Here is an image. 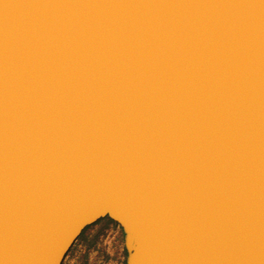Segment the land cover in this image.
Returning a JSON list of instances; mask_svg holds the SVG:
<instances>
[{
    "label": "water",
    "instance_id": "95a60500",
    "mask_svg": "<svg viewBox=\"0 0 264 264\" xmlns=\"http://www.w3.org/2000/svg\"><path fill=\"white\" fill-rule=\"evenodd\" d=\"M104 218L126 264H264V0H0V264Z\"/></svg>",
    "mask_w": 264,
    "mask_h": 264
},
{
    "label": "rangeland",
    "instance_id": "374dc122",
    "mask_svg": "<svg viewBox=\"0 0 264 264\" xmlns=\"http://www.w3.org/2000/svg\"><path fill=\"white\" fill-rule=\"evenodd\" d=\"M126 258L123 231L96 223L76 241L63 264H126Z\"/></svg>",
    "mask_w": 264,
    "mask_h": 264
},
{
    "label": "trees",
    "instance_id": "16d2710c",
    "mask_svg": "<svg viewBox=\"0 0 264 264\" xmlns=\"http://www.w3.org/2000/svg\"><path fill=\"white\" fill-rule=\"evenodd\" d=\"M99 223H105V225H106L107 227H110V225H111V226H113V227H115V228H120V226H119L117 223H115L114 221H112V220L109 219V218L101 219L100 221L97 222V224H99ZM87 228H88V227H87ZM87 228L83 231V233L81 234V236H80L79 238H81V237L85 234ZM120 229H121V228H120ZM121 230H122V229H121Z\"/></svg>",
    "mask_w": 264,
    "mask_h": 264
}]
</instances>
